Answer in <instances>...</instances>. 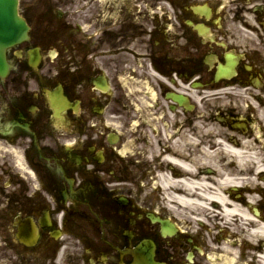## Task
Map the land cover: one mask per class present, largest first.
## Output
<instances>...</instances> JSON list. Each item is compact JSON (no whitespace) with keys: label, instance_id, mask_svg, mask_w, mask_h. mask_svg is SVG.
I'll return each instance as SVG.
<instances>
[{"label":"flooded vegetation","instance_id":"flooded-vegetation-1","mask_svg":"<svg viewBox=\"0 0 264 264\" xmlns=\"http://www.w3.org/2000/svg\"><path fill=\"white\" fill-rule=\"evenodd\" d=\"M21 3L30 40L0 78V264H231V226L226 258L217 222L161 202L155 178L180 160L182 195L231 205L216 170L264 112V0ZM205 121L228 148L201 142ZM251 240L245 264H264Z\"/></svg>","mask_w":264,"mask_h":264},{"label":"bare ground","instance_id":"bare-ground-1","mask_svg":"<svg viewBox=\"0 0 264 264\" xmlns=\"http://www.w3.org/2000/svg\"><path fill=\"white\" fill-rule=\"evenodd\" d=\"M165 133H167V131H165ZM169 134V138H173L172 133L168 132ZM254 137V136H253ZM258 136H255V138L257 139ZM260 137V136H259ZM262 137H260L259 139L261 140ZM261 145L260 141L258 142ZM264 148V146H262ZM256 150L255 147H251L250 144L244 143L243 146H241L239 149H237L236 147L231 145V153L234 154V157L239 159V163L241 166V168H235L233 169L232 167V173H231V187L235 188L236 186H245L246 183L248 182V178H246V175H254L255 177L257 176H262V167H263V162L261 161L260 157L254 153V151ZM245 159H249L255 162V166L256 168L253 169H247L244 168V164H245ZM170 161L179 164L184 170H186V166L183 162H181L180 160H174L171 159ZM232 166V164H231ZM228 179V178H227ZM229 180V179H228ZM228 180H225V182H227ZM161 181L163 186L166 188L167 191H169L171 189L172 192H178L180 193V187H178L180 184H182L183 187L185 188H189L190 187V183L191 181L187 178L183 179L182 181H177L175 179H173L172 177H170L167 174H163L161 176ZM255 186V182L252 181L251 187ZM186 196H183L182 193H180V195H175V194H170L169 195V199L170 201L172 200H176L178 202L184 203V204H191L192 201L190 198H185ZM167 198V199H168ZM210 200H212L213 202H216L218 204H220L222 206V215H224V217H228L231 215V218L233 216H238L241 217V220L246 223L245 227H251L254 230L255 234H261L262 237H264V216L261 215L260 217V221H256L254 220V218L252 217L251 214H249L244 208L243 206L239 205L238 203H236L235 201L231 200V207L229 205V201L226 200V198H224L221 194H214L211 195ZM251 200H255L254 197H251ZM229 206V208H228ZM249 209H253L252 204H248ZM258 213V212H257ZM259 214V213H258ZM253 221V222H252ZM236 260V256L235 254L232 256L231 258V263H233Z\"/></svg>","mask_w":264,"mask_h":264},{"label":"water","instance_id":"water-1","mask_svg":"<svg viewBox=\"0 0 264 264\" xmlns=\"http://www.w3.org/2000/svg\"><path fill=\"white\" fill-rule=\"evenodd\" d=\"M16 0H0V74L7 72L5 53L19 42L24 23L19 19Z\"/></svg>","mask_w":264,"mask_h":264}]
</instances>
